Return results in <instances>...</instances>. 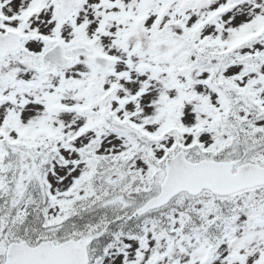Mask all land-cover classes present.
<instances>
[{
    "label": "rangeland",
    "instance_id": "obj_1",
    "mask_svg": "<svg viewBox=\"0 0 264 264\" xmlns=\"http://www.w3.org/2000/svg\"><path fill=\"white\" fill-rule=\"evenodd\" d=\"M0 1L4 2V10L10 18L5 26L19 30L22 22L14 17L30 0ZM107 1L115 7H109L107 11L101 0H87L76 8L70 18L62 19L59 10L53 7L32 21V27H38L44 33L41 38V33H38V37L28 42V48L36 55L41 54L48 41L60 39L72 46L76 39L84 36V42L93 48V53L77 55L75 64L43 73L12 53L6 54L7 60L0 55V70L9 71L13 76L10 81L0 79V97L5 98V103L0 106V127L5 118L11 117L19 127L44 125L62 131L61 144L66 146L62 151L69 164L57 166L49 178L57 194L74 186L94 159V155L90 156L86 149L94 138V134L87 132L93 121L80 116L73 109L85 101L87 92L94 91L92 80L102 78L106 93L111 87L119 86L118 100L128 101L120 117L128 116L131 122L141 125L142 130L152 138L158 156H162L161 144H167L169 139L161 130L166 128L162 129L170 115L179 116L181 125L189 130L185 139L186 144H190L193 137L190 130L203 120L207 122L204 124L211 123L204 111L206 106L220 105L216 91L205 83L210 76L209 71L187 76L169 72L189 52V42L184 37L193 33L200 35V39L208 35L213 38L219 34L226 36L228 32L240 31L243 25L251 26L256 17L264 13V0H210L208 5L197 8L184 2V10L178 14L170 11L161 25L160 30H167L169 38L154 39L149 29L158 18L165 0ZM228 3H232V7L224 11ZM174 8L175 5L172 10ZM124 12L128 15L127 19H121ZM143 12L149 14L146 22L142 17ZM105 14L110 18L106 20ZM48 17L52 19L46 25ZM132 21L138 23L134 31L130 26ZM98 24H104L103 30L97 31ZM32 27L24 33L29 34ZM0 28L5 31L3 26ZM120 32H129L127 42L126 36L121 37ZM93 38L98 46L92 42ZM93 54H109L115 58V64L108 74H103L92 65ZM259 56L264 58L263 43L245 50L240 60L227 68L225 75L234 76L242 84L251 83L259 99L264 101V61H260ZM251 61L256 63L252 64ZM20 81L36 82L38 86L24 90L19 85ZM113 104L117 108L119 102L114 101ZM17 134L15 132L14 137ZM211 135L202 132L201 141L206 146L213 143ZM110 138L109 142H106L109 137L104 139L98 153H108L116 148L117 142L127 147L134 145L125 143L127 139L116 135ZM72 139L75 142L69 146L68 142ZM111 142H115L113 147ZM84 152L89 155L85 161ZM29 166V163L25 164V172ZM138 166H144V163L140 162ZM23 178L26 179V176H21ZM58 200L66 199L63 195ZM252 224L246 218L238 223L237 232L243 244L240 250L234 251L230 244H223L211 263H207L209 249L206 242H166L156 239L149 229L148 245L140 246L139 239H131L125 253L115 252L105 264H264V227L259 229Z\"/></svg>",
    "mask_w": 264,
    "mask_h": 264
},
{
    "label": "trees",
    "instance_id": "obj_2",
    "mask_svg": "<svg viewBox=\"0 0 264 264\" xmlns=\"http://www.w3.org/2000/svg\"><path fill=\"white\" fill-rule=\"evenodd\" d=\"M201 46L198 45L197 48L202 50ZM225 89L227 90V86ZM227 92L234 104L231 105L229 102V107L227 104L225 115L219 114L217 110L211 111V115L221 123L218 128L213 127L218 131L217 144L205 149L204 145L199 143L198 135H196L192 145L186 149L189 157L193 160L241 158L243 161L253 160L264 165V157H256L261 150H264V130L252 124L257 118L249 119L247 107H245L247 111L245 115L237 113L239 106L244 105L247 97L242 93ZM248 99L247 101H252L250 98ZM262 112L264 118V108ZM176 140V145L171 152L169 151L168 155L172 151L177 152L183 148L180 139L177 138ZM4 143L8 149L11 147L9 143ZM30 150L28 144L22 143L17 146L15 156L12 155L6 158L10 167L14 170L17 169V171L16 176L9 179L7 188L0 184V209L5 212L3 219L11 221L18 214L20 206L24 202H28L25 222L29 225H24L22 230L17 227L13 228L9 224L3 225L1 227L2 232L1 230L0 232L4 241L5 239L6 241H12L14 237L32 244L43 239H54L57 242L72 238L88 240L103 230L104 232L94 239L89 248L92 259L91 264H101L113 249L122 245L123 236H143L144 223L142 219L120 222L119 218L123 214H131V210L144 203L145 198L149 195L157 193V189L147 191L144 188H129L128 191L124 189L121 177L116 181H112V177L126 174L127 165L133 163L139 157L145 158L150 164L152 163L153 170H156L155 174L163 171L164 159L157 160L149 146L141 145V150L133 148L124 152L118 160L108 158L103 165H95L92 173L88 174L87 180L73 192L68 207L62 208L58 216L48 223L47 209L52 202L49 188L47 187L46 191L43 190L41 177L35 178L32 181L34 184L26 188L19 181V169L22 166L23 157L21 155L31 152ZM13 158L15 160H12ZM182 198H184L181 201L183 204L178 210L188 216V222L192 223L194 217L199 213L201 214V212L203 217L208 216L209 220L213 216V223L208 228H203L201 225L197 226V230L203 231L211 237L216 235L223 238V231L236 220V215L241 210H247V213L250 216L253 215L256 221L264 223V188L235 197L219 198L206 194L198 198H192L188 195ZM11 201H15L16 204H12ZM195 203L203 205L202 210ZM161 216L166 221L169 220L167 213H163ZM214 223L219 224L220 228L218 229ZM107 224L110 225L107 226ZM187 225L189 226L190 223H187Z\"/></svg>",
    "mask_w": 264,
    "mask_h": 264
},
{
    "label": "water",
    "instance_id": "obj_3",
    "mask_svg": "<svg viewBox=\"0 0 264 264\" xmlns=\"http://www.w3.org/2000/svg\"><path fill=\"white\" fill-rule=\"evenodd\" d=\"M67 0H63V4ZM11 37L0 38V44L8 46ZM235 163H218L203 161L193 165L185 160L181 152L176 158L167 162V178L163 184L161 197L151 201L145 208L138 211L158 207L170 200L176 193L187 190L193 194L202 188L212 189L216 193L228 194L244 188L264 184V168L247 164L238 168L233 175ZM87 243L83 240L68 241L56 246L53 242L31 249L25 244L12 245L8 251L7 264H87Z\"/></svg>",
    "mask_w": 264,
    "mask_h": 264
}]
</instances>
